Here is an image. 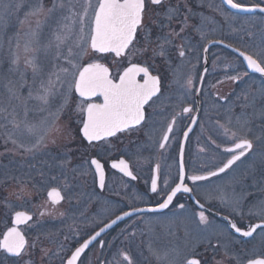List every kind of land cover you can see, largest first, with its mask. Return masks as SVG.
I'll return each instance as SVG.
<instances>
[{
    "label": "flooded vegetation",
    "instance_id": "obj_1",
    "mask_svg": "<svg viewBox=\"0 0 264 264\" xmlns=\"http://www.w3.org/2000/svg\"><path fill=\"white\" fill-rule=\"evenodd\" d=\"M20 2L26 8L32 6L35 0ZM234 2L252 5L261 3V0ZM51 3L52 0H44L46 7L51 6ZM169 7H178V14L168 27L161 29L158 27L161 22L168 23L163 13ZM30 10L26 8L17 13L20 15L19 23ZM14 19L17 17L14 16ZM31 19L34 26L35 18ZM144 24L151 29L150 43L145 40L143 32H138L134 46L126 56L96 53L89 48L79 62L87 64L98 61L108 67L111 77L116 81L130 63L147 66L151 75L159 76L160 92L145 105V120L106 141L89 144L80 131L86 112H81L78 105L82 104L86 108L87 103H103V96L97 93L91 98H81L73 92L46 142V148L52 149V153L21 154L23 163L20 164L25 166L19 168V174L27 180V185L21 194L20 206L12 210L10 208V214L4 218L5 226L0 230V239L13 226L15 212H28L32 219L19 225L27 241L25 255L17 258L0 250V264H26L28 261L31 264H66L77 247L117 216L133 208H157L156 205L163 202L167 192L181 182V145L184 133L192 124V117H196V122L183 152V183L192 191L178 192L166 209L142 211L127 216L93 240L76 264H113L114 261L126 264L120 255L121 251L127 252L134 264H158L150 248H178L184 256H194L201 264H238L237 257L239 264H246L249 258L264 256V234L260 230L252 237H246L235 232L229 224L231 220L247 230L249 224L258 222L255 217L248 215V208L264 199V184L256 182L264 176V172H260L264 168H256L260 174H253L260 176L251 178L249 183H236V178L232 176L214 181L227 176L231 168L207 180L189 179L193 175L206 176L208 172L216 171L230 158L223 149L231 145H224L227 139L216 125L218 106L225 110L235 103L234 110H241L239 104L242 101H237L236 97L242 91H256L258 85L264 87V76L250 72L242 56L235 51L240 49L241 52L254 54L257 50L264 35V12L258 10L249 13L236 9L227 4L226 0H164L161 5L145 0ZM28 27L27 22L23 24V28ZM181 27L184 31L180 36L171 35L173 43L166 46V56L154 55L153 50L160 43L157 36L172 33L173 30L180 32ZM45 28L49 27L45 25ZM49 37L42 36V43ZM182 45L185 57L179 56ZM145 46L148 51L143 53ZM42 59L43 55L39 52L38 63L42 64ZM48 59L49 64L55 62L68 67L63 61H52V55ZM177 66H180L179 84L174 82L173 75ZM244 73L247 75H242ZM238 74L242 76L239 81L226 79ZM30 75L25 74V78ZM189 76L192 78L191 88L185 84ZM137 80L143 82L142 73L137 76ZM220 81L222 83H218ZM24 91L28 92L26 88ZM57 103H62L59 96L52 102L53 105ZM33 105L37 106L38 102L30 101L29 106ZM256 105L264 106V101H256ZM184 107H191L192 111L184 113ZM33 115L38 121L47 113H30L32 119ZM173 116L176 117L173 131L169 133L166 147L161 149L159 144ZM52 138H56V143L51 142ZM93 158L100 160L104 166L103 187L100 186L95 166L91 164ZM120 159L128 162L135 179L111 166L113 161ZM157 165L160 166L159 171ZM244 173L242 168L237 175ZM28 175L31 179H28ZM154 175L158 177L156 192L151 189ZM52 176L58 179L52 181ZM165 179L168 180L167 188L164 186ZM217 185L224 187L226 193L235 191L243 197V216L234 214L230 207L217 199H205V195ZM53 187H59L65 197L58 204H53L48 196ZM197 201L205 206V214L211 221L207 228L199 224L198 213L201 209ZM181 204L185 206L183 209L179 208ZM42 212L44 215H41ZM101 241L104 242L103 246Z\"/></svg>",
    "mask_w": 264,
    "mask_h": 264
},
{
    "label": "snow or ice",
    "instance_id": "obj_2",
    "mask_svg": "<svg viewBox=\"0 0 264 264\" xmlns=\"http://www.w3.org/2000/svg\"><path fill=\"white\" fill-rule=\"evenodd\" d=\"M164 0H151L154 5L163 4ZM227 4L236 9L245 11H253L259 9L264 12V0L261 3L245 5L234 0H226ZM13 5L8 0H0V13L9 15ZM19 8L20 5H16ZM218 10V9H217ZM178 7H169L163 13L167 24L161 22L158 27L161 29L168 27L173 18L178 14ZM145 0H52L51 6L44 4V0H35L31 6V10L25 13V17L20 21L21 24L28 23V30L24 32V44L22 48L23 63L31 68L33 83L28 84L25 78V72L19 69L21 62V45L19 39L16 42V50L11 53L9 73L19 72V83L12 79H7L3 83V88L7 92L6 99H0V128L5 131L7 140H10L19 149L25 153L35 154L46 145L50 133L55 129L56 122L60 113L67 106L73 92L78 93L81 98L94 97L99 93L103 96V103H87L86 108L78 105L81 112H86V119L83 120L81 132L83 137L92 144V142L106 141L109 137L115 136L119 132L131 130L140 125L145 120L144 108L148 105L153 97L160 92V77L151 75L149 68L139 63H130L119 74L118 81L114 80L108 67L92 61L87 64H81L79 61L87 54L91 48L96 53H114L117 57H124L128 50L134 46L138 32H143L145 40L151 42V29L144 24ZM35 18L34 26L31 18ZM43 17V19H41ZM187 17H185V22ZM47 25L51 29L50 37L42 43L41 32ZM199 30V29H198ZM184 28H180V32L172 31V33L163 36H157L160 43L157 49L153 50L154 55L166 56L167 45L173 43L171 35L180 36ZM252 36L251 32L247 33ZM19 35V34H17ZM201 36L204 33L201 31ZM212 43V41H209ZM222 43V41H221ZM231 47V45H229ZM184 46H180L179 56L185 57ZM43 51L45 55L51 54L53 61H63L68 67L62 64L53 63L52 70L44 73L43 67L38 63V53ZM148 51L147 46L142 50L143 53ZM205 51L207 48L205 47ZM237 52L247 62V67L254 72L264 76V35H262L260 45L254 54L248 52ZM143 74V82L137 80V76ZM174 82L180 83V66H177L173 72ZM244 76L247 73L242 74ZM46 76V78H45ZM202 79V78H201ZM233 82L242 79L240 74L226 77ZM38 81V82H37ZM222 83V81L218 82ZM187 88L192 87V78L189 76L185 81ZM27 85L28 94L23 96L21 89ZM59 96L62 103L57 105L55 111L51 110L52 102ZM258 98L264 99V87L256 91H242L237 97V101H242L239 106L241 113L234 116L235 103L230 104L225 109L226 121L221 124L219 120L216 125L222 129L224 137L230 143V147H225L223 152L230 155V158L223 163L222 167L216 171L208 172L207 176L193 175L189 177L192 181L207 180L208 177L217 176L230 169L235 162L240 161L246 154H259L264 159V129L260 135L248 138L252 134V119L260 118L264 120V106L257 109L256 101ZM226 99V97H220ZM35 100L37 106L30 107L29 101ZM252 111L248 112L247 109ZM191 107H184L182 112L190 113ZM39 112L47 113L38 121L29 119L30 113ZM234 117V119H233ZM193 123L196 117H192ZM176 117L173 116L172 122L168 124L163 138L159 144L161 149L166 147L169 140V133L173 131ZM9 125L11 127H9ZM231 126V127H230ZM235 128L236 130H233ZM59 131V129H56ZM191 131V128H189ZM243 133V134H241ZM185 137L188 132L184 133ZM52 143H56V138H52ZM215 144V141H212ZM261 146V151L256 153L257 146ZM183 145H181V152ZM91 164L95 166V172L99 176L100 186H104V166L100 160L93 158ZM113 168H118L125 175L135 179L129 168L128 162L124 159L113 161ZM159 165L156 166L159 171ZM42 176L43 172L40 173ZM27 175V174H25ZM21 185V192L27 185V180L23 177L16 178ZM28 179L31 176L28 175ZM58 177L52 176L50 180L55 181ZM157 176H153L151 189L157 191ZM184 180V169L181 163L180 167V183L167 192L166 198L162 203L156 205L159 209H166L173 201V197L183 190L191 192ZM261 184H264V176L261 177ZM165 188L168 187V180H164ZM255 186V185H254ZM49 198L53 204H58L65 197L61 194L59 187H53L48 192ZM206 200L217 199L221 204L230 207L234 214L243 216V197L235 193H226L225 188L217 185L205 195ZM200 207L198 213L199 224L205 228L211 225V221L205 214V206L197 201ZM183 204L179 208L183 209ZM143 211L142 209H132V212ZM132 213L124 212L122 216H117L116 220L111 221L115 224L117 220H121L123 216H130ZM41 215H44L42 212ZM63 215V213H61ZM248 215L255 217L258 222L249 224L247 230L237 226L234 221L229 220L230 227L243 236L252 237L253 234L260 230L264 234V200H259L248 208ZM32 216L28 212L17 211L12 220V227H9L3 233V239H0V250L12 257L22 258L25 255L27 241L23 233L19 229V225L31 220ZM224 219H229L224 217ZM110 227L105 224L104 228L96 232L90 239L85 240L82 245L77 247L71 256L67 259L66 264H76L81 253L89 246L92 240ZM103 246L104 242H100ZM34 247V245H32ZM152 255L158 261V264H201L199 259L194 256L187 257L178 248L152 249ZM123 262L126 264H134L127 252H120ZM183 257V258H182ZM238 264L239 258L237 257ZM26 264H31L30 261ZM113 264H122L121 261H114ZM222 264V262H217ZM246 264H264V256L257 258H249Z\"/></svg>",
    "mask_w": 264,
    "mask_h": 264
},
{
    "label": "rangeland",
    "instance_id": "obj_3",
    "mask_svg": "<svg viewBox=\"0 0 264 264\" xmlns=\"http://www.w3.org/2000/svg\"><path fill=\"white\" fill-rule=\"evenodd\" d=\"M8 2H10L13 5L11 13L9 15H4L3 13H0V99H6L7 97V92L3 88V83L6 82L7 79H12L14 81H17V83H19V72L9 73L8 71L10 67L11 53L14 50H16L17 39H19L20 45H21V49H20L21 62L19 64V69L21 71H24L25 74L30 73L31 75L30 77L28 76L27 81L29 85L33 83L32 70L31 68L27 67L23 63V53H22V48H23V44L25 40L24 32L27 31L28 29L23 28V24L19 23L18 20H19L20 15L17 14L20 10L31 8V6L23 8L20 0H8ZM17 4L20 5L19 8L15 7ZM14 16H16L17 19H14ZM50 31L51 30L49 28L48 29L43 28L42 32L45 35L42 34L41 38L42 36L49 37ZM40 53L43 55L41 65L43 67L44 73L46 74L48 71L52 70L53 64L48 63L49 62L48 57H50L51 54L45 55L43 51H40ZM62 66L67 67V66H64L63 64ZM261 87H262L261 85L257 86L258 89ZM25 88L28 90L27 85L21 89V93L23 96H27L28 94L27 91H24ZM259 100L264 101V99H261V98L257 99V101ZM58 104L60 103H57L55 105L52 104L51 110L55 111ZM256 107L257 109H259L262 106L256 105ZM247 111L251 112L252 109L249 108L247 109ZM240 113H241V110H234V116L239 115ZM216 114L218 115L215 116V119L219 120L221 124L222 122L225 123L226 121L225 110L220 109V107L218 106ZM29 119H32V117L29 116ZM32 120L36 121L37 117L33 115ZM9 127L11 126L9 125ZM251 128H252V134H250L248 138L249 137L253 138V136L255 135H260L261 130L264 129V120L260 118L252 119ZM233 130H236V129L233 128ZM224 142H225L224 145L230 146V143L228 142V140H225ZM46 147L48 146H44V148L42 146L41 149L37 151L35 154H51L52 149L46 148ZM44 149H46L45 152H44ZM261 150H262L261 146L258 145L255 151L256 153H259ZM21 154H32V153L23 152L22 149H19L10 140H7L4 129L0 128V230H2L3 227L5 226V219H4L5 216L10 214L12 209H15L20 206V198H21L22 192H21V185L20 183H18L16 178L20 177L19 168L22 165L25 166V164H20V163H23L21 161V156H22ZM9 168L10 170L8 171ZM242 168H244L245 173L243 175H237L241 171ZM256 168H264V159H262L259 154H254V155L247 154L245 157H243L240 161H237L231 167V169L228 172L229 174L227 176L216 178L214 181H218L220 179H227L230 176H232L236 178L237 180L236 183L238 182L239 184H242L243 182L249 183L251 178L253 177L259 178L260 176L258 174L257 175L253 174L254 172H258L257 170H255ZM8 172H11V173L9 174ZM260 172H264V170ZM242 178H244V180H242ZM256 182L259 183L260 181H256ZM250 253L253 254L254 252H250ZM245 256H247V254Z\"/></svg>",
    "mask_w": 264,
    "mask_h": 264
},
{
    "label": "water",
    "instance_id": "obj_4",
    "mask_svg": "<svg viewBox=\"0 0 264 264\" xmlns=\"http://www.w3.org/2000/svg\"><path fill=\"white\" fill-rule=\"evenodd\" d=\"M241 10H243V9H241ZM259 9H255V10H253V11H246V12H249V13H251V12H255V11H258ZM243 11H245V10H243ZM213 44V43H212ZM235 51H236V49H235ZM237 52V51H236ZM239 55H240V53L239 52H237ZM243 58V57H242ZM244 62H245V64H246V66H247V62L244 60ZM248 68V67H247ZM205 70H206V65H205V68H204V73H205ZM248 70L250 71V72H254L253 70H251V69H249L248 68ZM204 73H203V75H204ZM254 73H257V72H254ZM260 74V73H259ZM202 79H203V76H202ZM202 79H201V81H202ZM197 98H198V101H199V91H198V94H197ZM194 124L195 123H193V121H192V124L190 125V127L189 128H191V131H192V129H193V127H194ZM189 128H188V130H187V132H188V135L190 134V132L191 131H189ZM187 138H188V136L187 137H185L184 136V138H183V141H182V145H183V151L182 152H180L181 154H180V161H181V163L183 164V169H184V154H183V152H184V147H185V143H186V140H187ZM129 165V164H128ZM207 176V175H206ZM142 210L143 211H152V210H159V208H142ZM138 212H142V211H138ZM130 213H132V214H134V213H137V212H132V211H130ZM119 216H122V214L121 215H119ZM127 216H123V218L121 219V220H117L116 221V223L115 224H117L118 222H120V221H122L123 219H125ZM114 220H116V218L114 219ZM108 224H110V227H108V228H105V230L102 232V233H104L105 231H107L108 229H110L111 227H113L115 224H111V222H109ZM21 225V224H20ZM19 227V226H18ZM104 228V227H103ZM234 230V229H233ZM100 231V230H99ZM235 231V230H234ZM236 232V231H235ZM239 234H241V235H243L242 233H239ZM97 238V237H96ZM3 239V238H2ZM93 241V240H92ZM91 241V242H92ZM90 245V244H89ZM83 253V252H82ZM81 253V254H82Z\"/></svg>",
    "mask_w": 264,
    "mask_h": 264
}]
</instances>
